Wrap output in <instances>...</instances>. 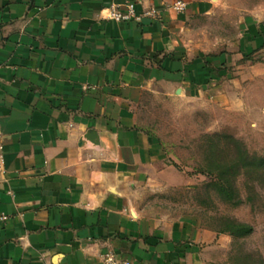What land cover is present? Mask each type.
<instances>
[{
  "label": "crops",
  "instance_id": "obj_1",
  "mask_svg": "<svg viewBox=\"0 0 264 264\" xmlns=\"http://www.w3.org/2000/svg\"><path fill=\"white\" fill-rule=\"evenodd\" d=\"M127 1L0 0V264H104L109 250L132 264H208L224 245L196 217L145 214L140 195L165 157L138 116L146 96L219 87L229 58L186 32L224 0H181L182 12L167 8L179 0H132L159 16L106 18Z\"/></svg>",
  "mask_w": 264,
  "mask_h": 264
},
{
  "label": "rangeland",
  "instance_id": "obj_2",
  "mask_svg": "<svg viewBox=\"0 0 264 264\" xmlns=\"http://www.w3.org/2000/svg\"><path fill=\"white\" fill-rule=\"evenodd\" d=\"M256 27L264 38V0H224L212 13L194 15L187 42L208 56L229 58L219 87L196 97L146 96L138 112L165 157L140 195L145 214L193 216L209 229L229 217L254 228L243 238L222 233L224 245L208 264H264V165H236L231 179L239 203L208 185L218 165L237 162L239 143L264 155V40L252 37Z\"/></svg>",
  "mask_w": 264,
  "mask_h": 264
},
{
  "label": "trees",
  "instance_id": "obj_3",
  "mask_svg": "<svg viewBox=\"0 0 264 264\" xmlns=\"http://www.w3.org/2000/svg\"><path fill=\"white\" fill-rule=\"evenodd\" d=\"M238 160L232 164L218 165L217 166V179L212 182L216 186L218 195L228 201L239 203V197L236 189L232 184V175H234V169L238 163L264 165V155L257 156L251 154L241 143L237 146ZM206 185V187L208 186ZM212 230L218 233L229 234L234 238H243L250 235L254 228L248 223L236 221L232 218L225 217L221 222L212 228Z\"/></svg>",
  "mask_w": 264,
  "mask_h": 264
},
{
  "label": "built area",
  "instance_id": "obj_4",
  "mask_svg": "<svg viewBox=\"0 0 264 264\" xmlns=\"http://www.w3.org/2000/svg\"><path fill=\"white\" fill-rule=\"evenodd\" d=\"M186 7L187 3L181 0L174 2L171 6H167V8H172L180 12L184 11ZM105 10L107 12L106 18L116 22L141 21L143 17L149 16L157 18L159 16L157 8H149L138 11L136 9L135 2L132 0H128L124 5H111ZM4 164V144L0 128V173L5 170ZM8 218L9 215L6 212L0 211V222H5ZM103 259L104 264H132L130 260L123 259L119 254L111 250L103 254Z\"/></svg>",
  "mask_w": 264,
  "mask_h": 264
},
{
  "label": "water",
  "instance_id": "obj_5",
  "mask_svg": "<svg viewBox=\"0 0 264 264\" xmlns=\"http://www.w3.org/2000/svg\"><path fill=\"white\" fill-rule=\"evenodd\" d=\"M92 135H94V130H90V131L88 132V134H86V137H90V136H92Z\"/></svg>",
  "mask_w": 264,
  "mask_h": 264
}]
</instances>
